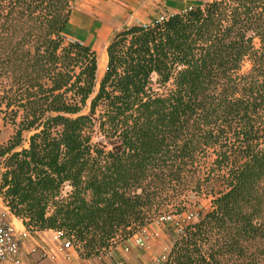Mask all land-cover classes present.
Returning a JSON list of instances; mask_svg holds the SVG:
<instances>
[{"label":"trees","instance_id":"16d2710c","mask_svg":"<svg viewBox=\"0 0 264 264\" xmlns=\"http://www.w3.org/2000/svg\"><path fill=\"white\" fill-rule=\"evenodd\" d=\"M72 1L0 0L4 205L88 259L193 192L210 209L161 264H264V0L115 32L99 80L96 51L64 36Z\"/></svg>","mask_w":264,"mask_h":264},{"label":"crops","instance_id":"0c3cea01","mask_svg":"<svg viewBox=\"0 0 264 264\" xmlns=\"http://www.w3.org/2000/svg\"><path fill=\"white\" fill-rule=\"evenodd\" d=\"M209 0H73L69 21L64 31L66 39L89 46L100 55L106 54V46L115 32L133 25L155 24L160 16L186 11ZM0 214L18 230L24 229L22 221L16 218L0 198ZM157 235L159 226H155ZM161 232V231H160ZM124 255L123 264H146L147 256L132 246ZM47 252V256L44 255ZM142 255V256H141ZM19 264H102L97 259H83L74 249L65 254L57 250L53 230L30 232L21 246ZM13 264V263H1ZM115 264V262H114Z\"/></svg>","mask_w":264,"mask_h":264},{"label":"rangeland","instance_id":"374dc122","mask_svg":"<svg viewBox=\"0 0 264 264\" xmlns=\"http://www.w3.org/2000/svg\"><path fill=\"white\" fill-rule=\"evenodd\" d=\"M66 40L69 41L70 39ZM247 67L248 64H245L243 69L245 70ZM102 75L103 73H101L100 70H97L98 80ZM13 134L14 127L9 123L3 124L0 120V144H5ZM30 134L31 132H25L23 134L24 147L28 146L27 138ZM70 190L71 187L68 184H65L62 194L66 195ZM186 198L188 199L186 210L181 214H174L171 211L162 212L151 221L138 228L131 235H117L107 247L101 249L96 256L88 259H97L102 264H114L116 261H125L124 255L128 253L125 249L129 248L130 251L131 247L134 246L138 251H141L142 254L147 256L146 264H161L165 260V256L169 252L174 239L178 236L182 228L187 223L195 222L198 218L197 214H199L200 211H207L210 209V198H207L204 195L198 196L193 192H188ZM0 209H2V206H0ZM155 226H159L160 229L156 230L158 234H155L153 237ZM143 229H146V233L144 234H142ZM140 235H143L145 239V243L142 246L137 245L134 241V237ZM146 236L149 237L146 238Z\"/></svg>","mask_w":264,"mask_h":264},{"label":"built area","instance_id":"2783aa9c","mask_svg":"<svg viewBox=\"0 0 264 264\" xmlns=\"http://www.w3.org/2000/svg\"><path fill=\"white\" fill-rule=\"evenodd\" d=\"M167 17L160 16L157 22L165 20ZM166 219V218H163ZM161 221V220H159ZM54 231V240L57 241V250L65 254L68 250L74 249L72 238L66 236L62 231ZM29 230L26 228L18 230L13 224L7 222L4 216L0 214V264L1 263H21V246L23 241L27 238ZM146 233V229L142 230V234ZM150 236V235H149ZM149 236H146L148 238ZM134 241L137 245H144L145 239L143 235L135 236ZM126 251L128 248L125 249ZM47 256V252H44ZM115 264H123L122 261H116Z\"/></svg>","mask_w":264,"mask_h":264},{"label":"bare ground","instance_id":"6f19581e","mask_svg":"<svg viewBox=\"0 0 264 264\" xmlns=\"http://www.w3.org/2000/svg\"><path fill=\"white\" fill-rule=\"evenodd\" d=\"M106 62H107V56H106V54H104L103 56H101L98 59V70H100L101 73H103V71L105 70Z\"/></svg>","mask_w":264,"mask_h":264}]
</instances>
